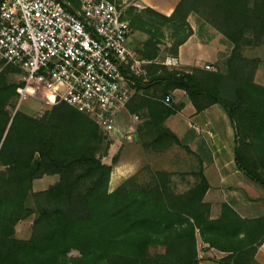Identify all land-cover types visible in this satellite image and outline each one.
Masks as SVG:
<instances>
[{
  "label": "trees",
  "instance_id": "1",
  "mask_svg": "<svg viewBox=\"0 0 264 264\" xmlns=\"http://www.w3.org/2000/svg\"><path fill=\"white\" fill-rule=\"evenodd\" d=\"M71 1L77 8L78 0ZM190 3L205 6L206 20L230 46L219 56L223 70L217 63L213 70L151 66L156 69L149 78L135 77L137 92L126 104L130 113L143 118L139 130L149 135L143 147L163 151L175 145L192 157L194 182L184 191H176L175 172L150 166L110 190L115 159L112 164L102 160L110 143L98 124L65 102L40 117L15 109L17 88L25 81L10 80L9 74L18 68L25 72L10 63L1 67L0 264H197V237L226 253L216 264H257L254 254L264 240V215L242 217L222 202L219 215L211 216L204 172L211 153L199 142L192 146V130L178 136L165 125L184 103L169 105L162 98L181 89L197 112L218 103L235 131L236 167L264 189V86L254 81L258 58L245 53L264 45V0H181L165 20L188 25V14L198 12L187 7ZM186 36L173 33L181 38L172 53ZM156 44L152 33L144 44L153 48L150 58ZM26 92L57 99L35 81ZM48 174L58 179L33 192V181ZM30 195L34 207L27 205ZM32 215L30 236L18 238L17 223Z\"/></svg>",
  "mask_w": 264,
  "mask_h": 264
},
{
  "label": "built area",
  "instance_id": "2",
  "mask_svg": "<svg viewBox=\"0 0 264 264\" xmlns=\"http://www.w3.org/2000/svg\"><path fill=\"white\" fill-rule=\"evenodd\" d=\"M129 29L123 6L113 0H81L78 8L63 0H0V59L25 72L19 93L42 83L112 131L143 74L129 60Z\"/></svg>",
  "mask_w": 264,
  "mask_h": 264
},
{
  "label": "crops",
  "instance_id": "3",
  "mask_svg": "<svg viewBox=\"0 0 264 264\" xmlns=\"http://www.w3.org/2000/svg\"><path fill=\"white\" fill-rule=\"evenodd\" d=\"M180 1L181 0H123L124 18L127 19V17L134 12L135 14L142 12L143 16L141 19L144 20H162L163 18H169ZM186 21L188 23V28L186 30L187 36L184 41L178 45L176 53L171 52L173 44L170 48L166 46L172 43L173 33L179 28L174 21L165 20V23L164 21L162 22L163 25L159 23L161 27L158 29L157 35L161 40H164V37L167 36H170L171 39H168L169 43L164 40V42L166 41V45H163L164 47L158 45L161 47L160 50L162 52L158 53L159 57H156V60L161 61L165 58V60L171 61L170 64H164L166 67L204 68L205 65L214 67L216 62L220 59L219 54L222 51H226L225 49L228 47L223 35L215 27L208 24H206L208 26H199L193 13L188 14ZM143 24H145L144 21ZM129 27L127 45L130 51L133 55L137 54L140 60H149V57H142L140 54L143 44L151 37V31L146 29L147 25H144V27H131L129 25ZM133 42H135V44H133ZM153 88L150 89V91H153ZM170 96L173 103L183 102L184 106L178 112L169 116L165 120V125L178 136H183L188 130H192L195 135L192 146H195L196 143L199 142V144L206 146L211 153V162L205 166L204 170L210 185L207 193L212 189H215L218 195H232L231 193L233 192L245 191L247 184L243 179L247 177L236 167L234 161L235 131L223 108L218 103H214L206 109L197 112L183 90L174 89ZM130 114L127 108H124L117 115L115 122H122L123 118L128 119V115L130 116ZM118 116L121 117L118 118ZM172 118H175L179 122L180 128L176 127L173 129L170 126L169 123ZM131 123H134L133 118L131 119ZM110 145L113 146L114 143L111 142ZM105 163L109 164V161ZM136 168V164L131 163H122L119 166H112L109 184L112 183L113 178L117 179L118 182L114 185L115 187L123 179L132 174ZM229 187H233V189L237 191L230 190L228 189ZM251 207V210L254 211L255 208L253 206ZM232 208L242 217L254 218L264 215L241 213V209L236 207V205H232ZM202 245L208 248L206 243L202 242ZM209 249L214 252L216 262L226 255L225 252L215 248ZM254 258L260 264H264V240L257 246ZM197 264L205 263L203 260H200Z\"/></svg>",
  "mask_w": 264,
  "mask_h": 264
},
{
  "label": "rangeland",
  "instance_id": "4",
  "mask_svg": "<svg viewBox=\"0 0 264 264\" xmlns=\"http://www.w3.org/2000/svg\"><path fill=\"white\" fill-rule=\"evenodd\" d=\"M63 1H66L72 4L71 0H63ZM80 1L81 0H78L79 4L77 8L80 5ZM113 1L123 5V0H113ZM187 7L197 8L198 12L192 11L190 13H193L195 15V18L199 26L200 25L201 26H208V25L213 26L210 22L206 20L207 15H206V10H205L204 5L190 3ZM142 16H143L142 12L141 13L139 12L138 14H135L134 12V13H131L127 17V19L131 27H134V26L136 27L137 24L138 26L147 25L146 29H149L152 33H155V37L157 40V44H156L157 49H155L156 54L154 58L150 59V55L152 56V53H153V48L150 46V48L148 47L147 49L146 46H144L145 44L144 43L140 55L146 58L149 57V60H140L138 59L137 54L136 55L132 54L133 57H131L129 60L131 64L134 63V61L136 60L138 62L137 66L140 69H142L143 74L138 77L149 78L151 76L150 74L152 73V71L156 69V67H151V66H157V65L161 66V65H164L165 62L167 61L165 60V58L161 61H157L156 57H159L158 53L162 52L160 50L161 47H164L163 45H166L165 44L166 41L169 43L168 39H171V38L170 36L164 37V40H166L164 42V40H161L160 37L157 35L158 29L161 27L159 23H162L163 21L165 23L164 18L162 20L161 19L144 20V19H141ZM143 21L145 24H143ZM177 21L179 20H176V22L174 21L177 27L180 29V30L178 29L177 31L179 32L180 35H184L186 33L188 25L182 24V23L179 24ZM133 22H134L133 24L134 26L132 25ZM179 38L181 37L173 38L172 36V43H170L169 45L167 43L168 46L166 47L170 48L172 44L174 45V42L179 40ZM133 44H135V42H133ZM158 45L161 47H159ZM229 49H230V46L228 45L227 49L225 50L228 51ZM223 52L224 51H222V53ZM245 53L249 57L258 58L259 64L255 71L254 81L264 86V45H260L258 47H249L246 49ZM222 62H223V59L220 57L219 61L216 63L219 64L220 69L223 70ZM6 64L8 63L3 61V63L0 65V69L2 66ZM168 68H175V67H168ZM215 68H216L215 66L214 67L210 66L209 68L204 67L205 70H213ZM9 79L15 82L24 81V75L22 71L18 68V70L9 74ZM19 88H22V87L20 86L17 88L18 96L15 102V109H18L28 115L40 117L44 113V111L49 109L52 105L57 104L59 102H63V101H59L57 96H56L57 99L55 101H48L43 97V95H40V93L36 95L35 94L30 95L27 92H25L24 94H21L18 92ZM50 92L55 94L51 90ZM169 105H172V100L170 101ZM120 117L121 116H118V118ZM140 117L141 116H137L131 113L130 116L128 115V119L123 118L122 122H119V123L115 122L113 131H106L100 128L103 136L105 137V140L109 142L110 144L111 142L114 143L113 146L109 145L107 154L102 158L103 162L109 161V164H112V160L114 158L115 162L112 164V166H115V165L119 166L122 163L123 164H126V163L136 164L137 168L132 174L136 173L138 170H140L144 166H150L154 169H166L170 171L172 170L171 172H175L173 181L175 183L176 191L186 190L194 182V178L192 174L189 173L190 172L189 164L192 161L190 160L192 157L187 155L185 151L183 150V148L177 147L175 145L170 146L163 151H158L152 148L143 147L142 142L145 140H148L149 135L148 134L141 135L142 131L139 130L138 125L143 121V118H140ZM132 118L134 120L133 124L131 123ZM169 124L173 129H175L176 127L178 128L181 127L179 126V122L175 118H172ZM57 179H58V176L56 174H48V175L42 176L41 178L35 179L32 184V191L34 192V191L43 190L47 188L49 185L53 184ZM243 180H245V183L247 184L245 191H237L233 189V187H229L228 189L234 190L237 192L231 193L232 195H229V194L228 195H224V194L218 195L216 194L215 189H212L205 195V200L211 206L210 214L212 217H216L219 215L222 202H228V204L231 207L232 205H236V207L241 209V213H247V214L250 213L249 215L264 214V189L259 187L252 181H250L248 178H245ZM117 182H118L117 179H114V181L109 184V188L114 189L121 183V182L118 183L114 187V185ZM27 205L30 207H34V200H33L32 195L28 197ZM251 206L255 208L254 211L251 210L252 208ZM33 218L34 216L32 215L31 217L17 223L16 236L18 238L25 239L30 236ZM197 250H198V258H199L198 263L200 260H203L205 264H216V256L214 255V252L211 251L207 247L205 248V246L202 245V241L199 237H197ZM75 254L76 253L74 251L71 252V255H75ZM254 260L257 264H260L255 258Z\"/></svg>",
  "mask_w": 264,
  "mask_h": 264
}]
</instances>
